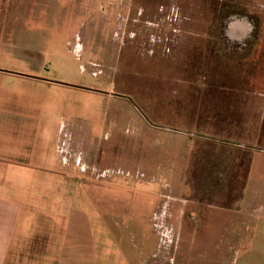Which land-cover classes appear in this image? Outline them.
<instances>
[{
	"label": "rangeland",
	"instance_id": "1",
	"mask_svg": "<svg viewBox=\"0 0 264 264\" xmlns=\"http://www.w3.org/2000/svg\"><path fill=\"white\" fill-rule=\"evenodd\" d=\"M0 161L89 262L264 264V0H0Z\"/></svg>",
	"mask_w": 264,
	"mask_h": 264
},
{
	"label": "crops",
	"instance_id": "2",
	"mask_svg": "<svg viewBox=\"0 0 264 264\" xmlns=\"http://www.w3.org/2000/svg\"><path fill=\"white\" fill-rule=\"evenodd\" d=\"M15 172L17 175L11 177L0 161V264H97L86 257L84 244L91 241L73 230L74 211L65 219L62 237L58 213L49 208L32 210L21 199L25 183L20 182L19 168ZM84 200L80 199L81 205ZM79 241L82 246H76ZM81 250L82 258L75 259L74 251Z\"/></svg>",
	"mask_w": 264,
	"mask_h": 264
}]
</instances>
